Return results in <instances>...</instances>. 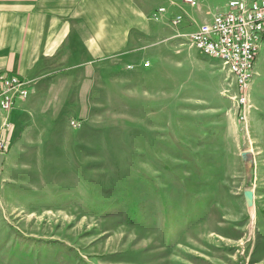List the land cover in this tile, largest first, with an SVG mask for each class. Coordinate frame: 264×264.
Masks as SVG:
<instances>
[{
  "label": "rangeland",
  "instance_id": "obj_1",
  "mask_svg": "<svg viewBox=\"0 0 264 264\" xmlns=\"http://www.w3.org/2000/svg\"><path fill=\"white\" fill-rule=\"evenodd\" d=\"M186 4L20 125L0 110V264H264V42L243 118Z\"/></svg>",
  "mask_w": 264,
  "mask_h": 264
},
{
  "label": "crops",
  "instance_id": "obj_2",
  "mask_svg": "<svg viewBox=\"0 0 264 264\" xmlns=\"http://www.w3.org/2000/svg\"><path fill=\"white\" fill-rule=\"evenodd\" d=\"M177 1L0 0V72L30 82L29 100L14 105L4 118L17 113L20 125L32 104L38 111L41 96H67L72 66L134 56L131 48L149 34L154 9ZM227 1L200 0L196 10L205 15L202 23L223 11ZM60 103L53 105L55 112Z\"/></svg>",
  "mask_w": 264,
  "mask_h": 264
},
{
  "label": "built area",
  "instance_id": "obj_3",
  "mask_svg": "<svg viewBox=\"0 0 264 264\" xmlns=\"http://www.w3.org/2000/svg\"><path fill=\"white\" fill-rule=\"evenodd\" d=\"M196 6L197 0H184ZM159 8L156 14H162ZM181 17L172 22L177 24ZM190 45L204 55L219 60L229 71L237 88L238 106L249 108L248 97L260 45L264 42V0H228L226 8L189 34ZM149 63H145L148 65ZM131 67V66H130ZM29 81L17 74L0 72V110H10L19 99L27 98ZM72 124L76 125L74 121Z\"/></svg>",
  "mask_w": 264,
  "mask_h": 264
},
{
  "label": "water",
  "instance_id": "obj_4",
  "mask_svg": "<svg viewBox=\"0 0 264 264\" xmlns=\"http://www.w3.org/2000/svg\"><path fill=\"white\" fill-rule=\"evenodd\" d=\"M3 158H4V155L3 154H0V166L2 165ZM245 196H246L247 200L249 201V199H250V193L247 192Z\"/></svg>",
  "mask_w": 264,
  "mask_h": 264
}]
</instances>
